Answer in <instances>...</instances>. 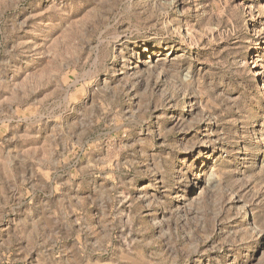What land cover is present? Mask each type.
<instances>
[{"label":"rangeland","instance_id":"rangeland-1","mask_svg":"<svg viewBox=\"0 0 264 264\" xmlns=\"http://www.w3.org/2000/svg\"><path fill=\"white\" fill-rule=\"evenodd\" d=\"M0 264H264V0H0Z\"/></svg>","mask_w":264,"mask_h":264}]
</instances>
